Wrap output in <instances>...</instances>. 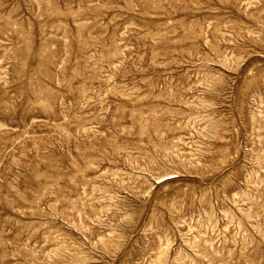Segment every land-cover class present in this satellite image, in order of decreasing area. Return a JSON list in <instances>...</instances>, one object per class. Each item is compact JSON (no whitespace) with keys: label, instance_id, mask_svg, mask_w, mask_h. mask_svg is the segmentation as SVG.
Masks as SVG:
<instances>
[{"label":"rangeland","instance_id":"1","mask_svg":"<svg viewBox=\"0 0 264 264\" xmlns=\"http://www.w3.org/2000/svg\"><path fill=\"white\" fill-rule=\"evenodd\" d=\"M0 264H264V0H0Z\"/></svg>","mask_w":264,"mask_h":264}]
</instances>
